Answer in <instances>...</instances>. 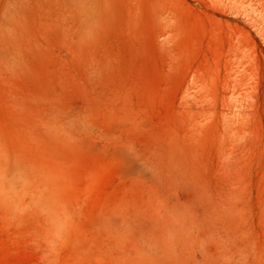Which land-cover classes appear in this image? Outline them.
Segmentation results:
<instances>
[{
	"label": "rangeland",
	"instance_id": "1",
	"mask_svg": "<svg viewBox=\"0 0 264 264\" xmlns=\"http://www.w3.org/2000/svg\"><path fill=\"white\" fill-rule=\"evenodd\" d=\"M16 159L0 264H264V0H0Z\"/></svg>",
	"mask_w": 264,
	"mask_h": 264
},
{
	"label": "bare ground",
	"instance_id": "2",
	"mask_svg": "<svg viewBox=\"0 0 264 264\" xmlns=\"http://www.w3.org/2000/svg\"><path fill=\"white\" fill-rule=\"evenodd\" d=\"M44 181L43 174L32 164L24 163L18 159L8 161L4 170L0 174V197L8 201L12 207L17 208L20 205L21 191L29 186ZM42 201L40 193L32 198L33 204H39ZM44 208L47 212L48 219L52 230L57 234L61 232L62 223L64 222L65 209L59 204L58 199L53 193L48 192ZM68 210V209H67ZM154 244V243H153ZM151 244L145 248L147 251L153 247L154 252L162 250L161 244Z\"/></svg>",
	"mask_w": 264,
	"mask_h": 264
}]
</instances>
